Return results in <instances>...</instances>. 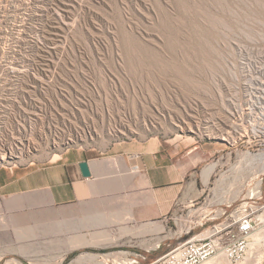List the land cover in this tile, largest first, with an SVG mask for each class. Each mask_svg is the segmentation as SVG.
I'll return each instance as SVG.
<instances>
[{
  "label": "rangeland",
  "instance_id": "rangeland-1",
  "mask_svg": "<svg viewBox=\"0 0 264 264\" xmlns=\"http://www.w3.org/2000/svg\"><path fill=\"white\" fill-rule=\"evenodd\" d=\"M263 112L264 0H0V158L46 162L70 149L173 140L197 180L196 207L215 212L264 176L261 155L255 175L232 170L239 155L264 154ZM191 210L132 245L161 242L160 257L206 234L186 235ZM95 254L104 253L52 264Z\"/></svg>",
  "mask_w": 264,
  "mask_h": 264
},
{
  "label": "crops",
  "instance_id": "crops-1",
  "mask_svg": "<svg viewBox=\"0 0 264 264\" xmlns=\"http://www.w3.org/2000/svg\"><path fill=\"white\" fill-rule=\"evenodd\" d=\"M172 141L76 148L56 160L0 167V264H52L83 251L131 255L140 249L157 258L161 242L135 248L133 240L163 234L167 220L199 194L181 146ZM93 255L76 264L100 263Z\"/></svg>",
  "mask_w": 264,
  "mask_h": 264
},
{
  "label": "built area",
  "instance_id": "built-area-1",
  "mask_svg": "<svg viewBox=\"0 0 264 264\" xmlns=\"http://www.w3.org/2000/svg\"><path fill=\"white\" fill-rule=\"evenodd\" d=\"M3 152L5 156L0 158V167L12 169L28 163H18L14 159L8 161L5 159L7 150ZM191 204L192 215L186 235L203 229L206 234L195 233L167 254L154 259L140 253L95 255L99 259L108 256V264H245L248 261L264 264V176L258 175L241 201L224 205L215 212H207L203 206L196 207L195 200ZM210 223L212 226L207 229ZM115 254L125 256L126 260L114 262ZM260 256L262 261L258 263Z\"/></svg>",
  "mask_w": 264,
  "mask_h": 264
},
{
  "label": "bare ground",
  "instance_id": "bare-ground-1",
  "mask_svg": "<svg viewBox=\"0 0 264 264\" xmlns=\"http://www.w3.org/2000/svg\"><path fill=\"white\" fill-rule=\"evenodd\" d=\"M262 107V106H261ZM256 108V107H255ZM253 110V109H252ZM256 110V109H255ZM262 110H263V108H262ZM251 112V111H250ZM264 113V112H263ZM252 114H254V113H252ZM262 114V113H261ZM262 117H264V114L262 115ZM253 129H254V131H257L256 130V127H253ZM261 129L262 130H264V124L261 126ZM230 137V136H229ZM228 139H230L231 140V138H228ZM259 155H261L262 157H258ZM239 157H240V160H239V162H238V165H234L235 167H233L232 168V170L238 175L237 176V178L239 177V175L242 173V172H244V171H249V172H251L250 170H254L255 168L253 167V162L254 161H256V158L258 157V159H260V162H262L263 164V166H261V167H263V171H261L262 173L264 172V154H257V155H255V154H253V153H251V152H249V151H247L246 153H244V154H242V155H239ZM218 166H219V163H215V164H211L210 166H208L206 169H205V171L203 172V176L205 177V182H206V184H208L209 182H210V180H211V178H212V176H213V174L216 172V170H217V168H218ZM252 173V175L254 174L255 175V171L253 172H251ZM260 185V184H259ZM107 258H109V257H107ZM117 260H119V259H117ZM117 260H115V261H117ZM114 261V262H115ZM120 261V260H119ZM259 262L258 263H260L261 261H262V257L260 256V258H259V260H258ZM118 262V261H117ZM109 263V259H107V261L106 262H104V261H102V262H100V263H97V264H108ZM205 264H213V262H207V263H205ZM253 264V263H252Z\"/></svg>",
  "mask_w": 264,
  "mask_h": 264
},
{
  "label": "water",
  "instance_id": "water-1",
  "mask_svg": "<svg viewBox=\"0 0 264 264\" xmlns=\"http://www.w3.org/2000/svg\"><path fill=\"white\" fill-rule=\"evenodd\" d=\"M81 168L85 177H89L91 175L89 171V165L87 162L82 163Z\"/></svg>",
  "mask_w": 264,
  "mask_h": 264
}]
</instances>
